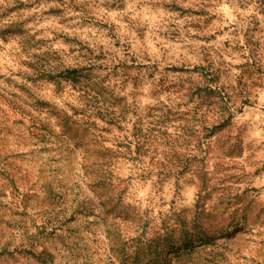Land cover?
Wrapping results in <instances>:
<instances>
[{"label": "rangeland", "instance_id": "obj_1", "mask_svg": "<svg viewBox=\"0 0 264 264\" xmlns=\"http://www.w3.org/2000/svg\"><path fill=\"white\" fill-rule=\"evenodd\" d=\"M0 264H264V0H0Z\"/></svg>", "mask_w": 264, "mask_h": 264}, {"label": "trees", "instance_id": "obj_2", "mask_svg": "<svg viewBox=\"0 0 264 264\" xmlns=\"http://www.w3.org/2000/svg\"><path fill=\"white\" fill-rule=\"evenodd\" d=\"M224 99H225V100H224ZM229 99H230L229 96L226 97L225 95H223V96L219 95V102L222 103L223 105H227ZM219 120H223V117H221V115L219 116L218 121H219Z\"/></svg>", "mask_w": 264, "mask_h": 264}]
</instances>
